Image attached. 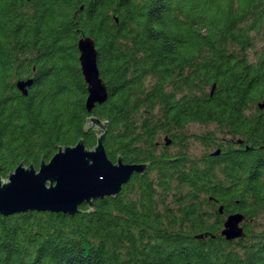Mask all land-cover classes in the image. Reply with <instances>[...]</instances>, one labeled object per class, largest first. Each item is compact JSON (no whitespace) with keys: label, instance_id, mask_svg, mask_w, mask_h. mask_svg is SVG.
I'll return each instance as SVG.
<instances>
[{"label":"trees","instance_id":"1","mask_svg":"<svg viewBox=\"0 0 264 264\" xmlns=\"http://www.w3.org/2000/svg\"><path fill=\"white\" fill-rule=\"evenodd\" d=\"M262 34L264 0H0V177L81 139L94 148L93 117L109 160L148 164L93 212L0 216V264H264ZM83 38L108 91L90 113ZM195 141L221 154L195 156ZM233 213L247 223L228 241Z\"/></svg>","mask_w":264,"mask_h":264},{"label":"water","instance_id":"2","mask_svg":"<svg viewBox=\"0 0 264 264\" xmlns=\"http://www.w3.org/2000/svg\"><path fill=\"white\" fill-rule=\"evenodd\" d=\"M78 50L81 71L88 86L86 106L90 113L96 105L107 102L108 91L100 78L94 42L83 38ZM26 86L30 84H18L24 95H27ZM92 126L100 133L94 148L88 149L81 139L75 146L59 148L53 158L49 162L42 161L38 169L21 162L7 178L0 177V216L49 212L73 217L83 205L93 212L97 201L117 197L134 174L145 173L148 164L129 165L122 158L115 163L109 160L104 147L108 124L97 117L90 118L85 132ZM170 144L167 141L166 145ZM244 220L242 214L231 215L222 235L228 241L244 237L240 227Z\"/></svg>","mask_w":264,"mask_h":264},{"label":"flooded vegetation","instance_id":"3","mask_svg":"<svg viewBox=\"0 0 264 264\" xmlns=\"http://www.w3.org/2000/svg\"><path fill=\"white\" fill-rule=\"evenodd\" d=\"M29 1V0H28ZM33 0H30L29 2H32ZM43 56H44V53H42L41 54V52H39L38 53V55H37V53H36V58L34 57V60H35V62H34V64H33V66H31L32 68V70H31V72L30 73H28L27 71L26 72H24V75H23V78L22 79H19L18 81H17V84H20V83H24V84H30V86H26L25 87V91L27 92V89H29L30 87H31V85L32 84H34L35 83V81H37V79L39 78V74H38V68H37V65H36V63H37V61H42V58H43ZM28 59V58H27ZM17 87H18V85H17ZM19 89V88H18ZM19 91H21L22 93H23V91L22 90H20L19 89ZM24 94V93H23ZM227 139H225L224 141H226ZM244 142L243 141H238V142H236V141H232V143L231 144H233V146H234V148L235 149H238V150H243V149H245L246 151H250V150H253V149H251V148H249V147H247V145H245V146H243L244 144H243ZM242 146V147H241ZM244 150V151H245ZM209 151V154L210 155H213V157H215V156H219L220 154H221V149H217V151L216 152H214L212 149L211 150H208ZM207 150H205V148H204V151L202 152V154L201 155H204L206 152H208ZM38 169V168H37ZM134 175H137V174H134ZM133 175V176H134ZM220 207H218L217 209H218V212H219V215L220 216H223L224 215V209L223 208H221V209H219ZM234 214H237V213H233V214H230V215H228V216H226L225 217V220H224V224H223V227H224V225H225V223H226V221H227V219L229 218V216H231V215H234ZM247 223V219L246 220H244L241 224H240V227L242 228H245L244 227V225ZM251 223H252V221H251ZM253 224V223H252Z\"/></svg>","mask_w":264,"mask_h":264},{"label":"rangeland","instance_id":"4","mask_svg":"<svg viewBox=\"0 0 264 264\" xmlns=\"http://www.w3.org/2000/svg\"><path fill=\"white\" fill-rule=\"evenodd\" d=\"M262 37H264V34L260 35V37H258L259 39L256 40V45L258 48L262 45V40H261ZM207 131H208V128H203L199 125H191L189 127V132L192 134H196V135H201L203 133H206ZM203 151H204L203 146L199 145V143H197L196 141L193 142L192 153L195 156H200ZM259 223L260 221L257 224Z\"/></svg>","mask_w":264,"mask_h":264}]
</instances>
